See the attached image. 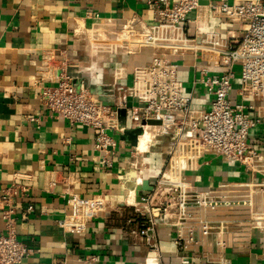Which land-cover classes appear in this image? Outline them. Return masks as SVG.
Listing matches in <instances>:
<instances>
[{"label": "crops", "instance_id": "obj_1", "mask_svg": "<svg viewBox=\"0 0 264 264\" xmlns=\"http://www.w3.org/2000/svg\"><path fill=\"white\" fill-rule=\"evenodd\" d=\"M152 17L146 0H0V234L5 232L2 196L15 187L18 236L40 250L20 264H85L82 259L92 255L96 264H186L182 256L189 258L188 264H218L220 258L232 264H264L260 173L213 152L187 159L184 178L198 191L219 189L223 202L206 213L213 230L204 234L192 227L199 242L185 251L176 245V227L159 221L155 239L160 253H155L128 235L126 221L143 206L136 203V194L135 200L130 195L137 177L153 184L160 173L156 163L162 165L165 155L150 166L152 156L135 152L121 139L123 132L115 131L117 157L107 167L93 147L89 127L58 119L41 104L40 84H56L62 73L76 83L85 81L93 91L115 82L131 84L133 68L149 62L151 50L129 40ZM190 19L194 25L190 23L187 35L197 41L207 33L228 39L246 28L215 16L209 0ZM126 24L130 29H124ZM122 33L128 39H120ZM168 57L180 64L179 78L187 89L197 79L195 105L208 108L202 56L190 50ZM235 86L231 97L239 101L238 79ZM122 119L131 128L129 117ZM250 142L264 154L263 126L251 131ZM97 202L103 203L100 210L93 208ZM30 203L34 210L27 212ZM199 218L203 215L189 224ZM221 222L225 228L219 233Z\"/></svg>", "mask_w": 264, "mask_h": 264}, {"label": "built area", "instance_id": "obj_2", "mask_svg": "<svg viewBox=\"0 0 264 264\" xmlns=\"http://www.w3.org/2000/svg\"><path fill=\"white\" fill-rule=\"evenodd\" d=\"M202 1L146 0L153 12L152 21L129 41L149 48L151 59L133 68L131 84L115 82L102 88V97L107 103L85 81L76 83L68 73H62L56 84L39 86L41 104L51 114L93 131V147L99 152L103 165L114 166L118 142L112 133L128 128L123 115L129 117L130 127H141L142 134L149 131L148 148L141 151L137 144L133 149L150 154V166L155 167L154 162L167 156L162 165L156 163L160 173L153 190L143 194V202H136L143 203L142 208H137L126 221L128 235L144 241L155 253H160L155 239L159 221H168L176 227V245L185 251L192 242H199L192 227L202 228L204 234L213 230L206 213L223 202L216 193L219 189L198 191L184 178L187 159L213 152L240 161L250 172L263 176L257 185L264 190V154L250 142L251 131L264 127V0H209L215 16L244 23L246 28L239 35L231 33L228 39L207 33L202 41H197L190 38L187 31L190 23L191 27L194 25L190 17L199 10ZM129 26L126 24L124 29H130ZM128 37L122 33L120 39ZM190 50L202 56L201 82L210 100L208 108L195 105L197 79L194 78V86L187 89L179 78L180 64L168 57ZM236 79L240 84L239 101L231 97ZM152 120L160 124H150ZM152 145L159 149H152ZM143 180L137 177L136 186ZM15 190L9 187L2 196L5 232L0 234V264H20L40 251L18 236L13 204ZM26 190L22 187L23 192ZM135 190L130 192L134 200ZM252 203L249 197L248 204ZM102 206V202H97L93 208L100 210ZM33 210L34 205L30 203L26 211ZM200 215L203 218L189 224ZM250 221L260 224L254 218ZM224 228L221 222L219 233ZM82 260L85 264H96L98 258L92 255ZM182 262L188 264L190 260L182 256ZM218 264L232 263L220 258Z\"/></svg>", "mask_w": 264, "mask_h": 264}, {"label": "water", "instance_id": "obj_3", "mask_svg": "<svg viewBox=\"0 0 264 264\" xmlns=\"http://www.w3.org/2000/svg\"><path fill=\"white\" fill-rule=\"evenodd\" d=\"M97 93L100 95V98L103 99L104 103H107V99L105 97H102L103 90L102 88L97 90ZM109 104L113 105V102H110ZM150 124H160V121H149ZM142 128L141 127H131L128 129H125L121 135V139H123L126 144L130 147L136 146L138 144V138L139 135L142 134ZM154 188L153 184H151L149 179H144L142 184L136 186V201L137 202H143V192H150Z\"/></svg>", "mask_w": 264, "mask_h": 264}, {"label": "bare ground", "instance_id": "obj_4", "mask_svg": "<svg viewBox=\"0 0 264 264\" xmlns=\"http://www.w3.org/2000/svg\"><path fill=\"white\" fill-rule=\"evenodd\" d=\"M149 141H150V133H149V131H146L139 138V144H138L139 148L145 149L147 147V144L149 143Z\"/></svg>", "mask_w": 264, "mask_h": 264}, {"label": "rangeland", "instance_id": "obj_5", "mask_svg": "<svg viewBox=\"0 0 264 264\" xmlns=\"http://www.w3.org/2000/svg\"><path fill=\"white\" fill-rule=\"evenodd\" d=\"M167 158V156L164 157V160Z\"/></svg>", "mask_w": 264, "mask_h": 264}]
</instances>
